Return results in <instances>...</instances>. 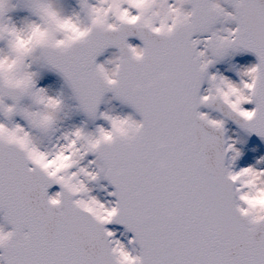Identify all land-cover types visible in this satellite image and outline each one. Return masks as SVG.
Instances as JSON below:
<instances>
[{"label": "snow or ice", "instance_id": "snow-or-ice-1", "mask_svg": "<svg viewBox=\"0 0 264 264\" xmlns=\"http://www.w3.org/2000/svg\"><path fill=\"white\" fill-rule=\"evenodd\" d=\"M79 3L0 0V264H264V157L239 166L227 127L264 140V0ZM241 53L238 81L210 72ZM43 70L105 124L46 144L65 103Z\"/></svg>", "mask_w": 264, "mask_h": 264}, {"label": "rangeland", "instance_id": "rangeland-1", "mask_svg": "<svg viewBox=\"0 0 264 264\" xmlns=\"http://www.w3.org/2000/svg\"><path fill=\"white\" fill-rule=\"evenodd\" d=\"M76 1V0H74ZM14 3H22V0H13ZM63 10V12L66 15H72L74 12H80L79 7H77L73 2L70 4V9L67 10V7H65V4L62 3L60 6H58ZM14 18V20L21 24L25 18L28 17V12L21 9H18L14 13L11 14ZM134 45H137L134 43ZM114 52H109L103 59L102 63L105 61L111 59L114 57ZM255 62V59L251 58L250 56L237 54L234 56H229L225 60H222L218 63H216L214 66L210 68L211 73H219L225 76H228L229 78L238 81L239 75L238 72L243 67L250 65ZM109 68L113 67V65H107ZM50 78V80H49ZM56 78V77H55ZM58 79V78H57ZM52 79V76L47 75L44 71H42L41 78L38 81V87H41L39 84H43L42 88H46L51 95H60L63 94V99L65 103V109L64 112L61 113V118L58 123V128L55 133L52 134L51 137L45 138V143H56L57 138L63 134V132L72 129L75 126L83 125L85 122H87V126L89 129H94L97 125L105 124V121L101 122H95L91 121L87 118H85L82 113L78 110V108L75 107L74 100L72 98V95L70 94V91H68L63 83L60 81V79ZM208 87V85H207ZM106 111H115L119 114H127L131 112L130 109L127 107L117 103L114 101L111 97H108L105 103ZM205 111V110H203ZM211 113V112H210ZM77 115L79 118V121L74 120V116ZM214 117H219L220 115L211 113ZM23 123V121H21ZM227 127L231 131V136L239 139L241 142L237 145L239 147L244 155L240 158L238 161L239 166L241 167H247L249 165L256 164L257 160L260 157H264V143L255 144L252 142V140L243 134L239 129H237L233 124L230 122L228 123ZM94 157H89V159H93ZM106 184V181H101L98 184L90 185L93 188L92 194L99 197L100 199H111V197H107L106 193L103 191L102 185Z\"/></svg>", "mask_w": 264, "mask_h": 264}, {"label": "clouds", "instance_id": "clouds-1", "mask_svg": "<svg viewBox=\"0 0 264 264\" xmlns=\"http://www.w3.org/2000/svg\"><path fill=\"white\" fill-rule=\"evenodd\" d=\"M148 2H149V0H138V3H140L141 5L146 4ZM162 27H165V26H162ZM0 70L8 71V70H10V66L4 65V64H0Z\"/></svg>", "mask_w": 264, "mask_h": 264}]
</instances>
